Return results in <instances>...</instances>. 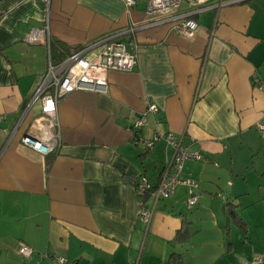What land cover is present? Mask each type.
Listing matches in <instances>:
<instances>
[{
  "label": "crops",
  "instance_id": "obj_1",
  "mask_svg": "<svg viewBox=\"0 0 264 264\" xmlns=\"http://www.w3.org/2000/svg\"><path fill=\"white\" fill-rule=\"evenodd\" d=\"M146 1L127 9L123 0H51L46 10L38 0H0V264H57L56 256L72 264H133L138 257L137 264H200L195 216L210 212L216 218L208 221L218 224L217 198L224 215L226 202L250 192L264 203V0L195 13L191 36L153 23ZM220 1L229 0L206 4ZM44 23L50 40L71 54L109 36L139 46L132 70L108 72L106 93L74 90L58 101L60 146L48 154L21 143L41 115L40 99H32L48 63H60L50 48L25 39ZM152 104L158 111L146 114L135 136L134 119ZM166 133L202 154L181 174L195 181L198 207L189 216L179 186L155 202L144 236L135 184L142 175L156 184L172 153L163 137L149 152L144 141ZM146 203L152 207V198ZM223 226L217 238L200 235L220 248L212 264H247L240 251H264L252 238L248 246L239 234L231 239L230 225ZM21 242L30 257L18 252Z\"/></svg>",
  "mask_w": 264,
  "mask_h": 264
},
{
  "label": "built area",
  "instance_id": "obj_2",
  "mask_svg": "<svg viewBox=\"0 0 264 264\" xmlns=\"http://www.w3.org/2000/svg\"><path fill=\"white\" fill-rule=\"evenodd\" d=\"M41 1L47 10L51 0ZM210 0H147L146 13L151 16L155 24L170 23L171 28L182 35L191 36L197 28V23L191 19L195 13L206 9H218L220 6L228 3L239 2L240 0L220 1L216 4H206ZM127 9L135 6L136 0H123ZM183 3L191 6L189 11H181ZM194 6V8H192ZM197 6V7H196ZM26 41L30 43H40L46 46L48 52L50 48V33L48 23L40 27H33L25 35ZM138 44L136 41L129 45L114 37H106L94 44L78 50L58 64L48 63L47 73L44 79L38 84L33 96V100L40 99L41 115L40 118L46 120V123H39V117L33 120L30 129L21 137V143L29 148L36 150L41 154H48L58 150L60 146V132L57 117V103L67 94L74 90H89L97 93H106L108 90L107 74L110 70L130 71L137 63ZM254 83L259 84V80L254 77ZM158 108L152 104L147 111L139 114L133 121L132 126L141 128L146 123V114L156 113ZM3 116H0V119ZM261 136L264 137V124H258ZM163 137L166 144L171 147V159L156 190L155 199L152 207H147L139 201V220L144 224V233L152 219L154 205L160 195H165L168 189L176 184L182 183L187 186H194L191 179H180L182 163L186 159H201L202 154L198 150L190 149L182 144V137L173 133H166L164 136L156 135L152 139L144 141V147L152 149L153 144ZM140 141V140H139ZM134 140L135 143H139ZM174 163L175 172L169 174L171 165ZM168 176V177H167ZM147 187L146 180L142 179L136 188V194H142ZM195 197L186 199L189 205L195 202ZM32 248L24 242L20 243L18 252L23 257H30ZM139 257L133 262L138 263ZM57 264L68 263L62 257H53Z\"/></svg>",
  "mask_w": 264,
  "mask_h": 264
},
{
  "label": "rangeland",
  "instance_id": "obj_3",
  "mask_svg": "<svg viewBox=\"0 0 264 264\" xmlns=\"http://www.w3.org/2000/svg\"><path fill=\"white\" fill-rule=\"evenodd\" d=\"M36 106V105H35ZM33 106V108L35 107ZM254 191V190H253ZM264 192V190H261L260 193ZM220 195V194H219ZM262 195H264V193H262ZM221 196V195H220ZM257 195H255V192H250L249 194H244L241 195L239 197V200L235 198L232 200L233 202L238 203L240 202L241 205H239V208H237L238 210L236 211L237 213L240 214V216L242 215V217H244V220H246V224H247V229H248V234L244 235V233L241 230H237L234 225L230 224V236L231 239L236 236L237 234L240 235L242 241L244 243H246V246H248L251 238L252 243L253 244H259V243H264V235H259L264 233V203H258V202H253L252 198L256 197ZM264 200V199H262ZM215 206H217V219H218V224L212 223L208 220H213V222L215 221V216H212V213L210 212H206L207 216L202 215V220H198V217L195 216L196 212L194 211L196 209V207L198 206H194L191 209L186 208V212L189 214V216H195L193 219L194 222V227H199L200 225H202L201 229H202V235H196L194 237V246H195V251L198 250L197 256H198V260H200V264H212V258L213 257H218V255L220 256L221 252H218L220 248H218V244L215 241H199V239H201L200 235L202 236H206V238L212 237V238H217L218 235L216 234V229L219 228L220 225H224L223 222L226 218V214H222L221 213V206L222 203L220 201L219 198L216 199L215 203L213 204ZM186 206V205H185ZM234 208V207H233ZM201 216V214H200ZM202 221V222H201ZM213 225V227H212ZM215 225V226H214ZM258 235V238H256L255 236ZM239 243H236V245H238ZM194 249V247H193ZM203 252L206 254H203ZM252 252L250 251V248H246L244 252L240 251L239 257L241 259H244V261H246L247 264H251L252 263ZM230 260L234 261V257H229ZM229 258H224V260H226L228 263H230L231 261L229 260ZM193 259V258H192ZM216 259V258H215ZM219 263H221V260L218 261Z\"/></svg>",
  "mask_w": 264,
  "mask_h": 264
},
{
  "label": "trees",
  "instance_id": "obj_4",
  "mask_svg": "<svg viewBox=\"0 0 264 264\" xmlns=\"http://www.w3.org/2000/svg\"><path fill=\"white\" fill-rule=\"evenodd\" d=\"M73 51V49L71 48V47H68V46H66V45H63V44H60V43H58V42H53L52 40H50V55H51V58H53V60L55 61V62H61V61H63L64 59H66V57L68 56V55H70L71 54V52ZM132 128L134 129V133H135V136H137V133L141 130V128H135V127H133L132 126ZM157 135V134H156ZM155 135V136H156ZM152 139V138H151ZM160 139V138H159ZM134 140H138L139 141V139H138V137L137 138H135ZM136 144H138V143H136ZM154 145V144H153ZM185 146V145H184ZM153 148V147H152ZM145 149V152H149L150 150H152V149H149V148H144ZM170 159H171V156L168 158V160L164 163V166H163V168L161 169V171H160V173H159V177H158V181H157V183L156 184H151L148 180H147V178L144 176V175H142V176H140V178H139V180L136 182V184H135V193H136V188H137V186L140 184V181L142 180V179H145L146 180V184H147V187H146V189H145V191L142 193V194H140V195H137L136 194V196L138 197V199H139V201H141V202H143L147 207H149L148 205H147V203H146V201H147V199H148V197H150V198H152V202L154 203V199H155V194H156V190H157V188L159 187V185H160V183H161V180H162V178H163V176H164V174H165V171H166V169H167V166H168V164H169V161H170ZM201 159H202V157H201ZM188 160H200V159H186L185 161H183V163H182V167H181V171L179 172V178L180 179H186V178H189V179H191L192 181H193V183H194V186L192 185V186H187L186 184H182V183H178V184H176L173 188H170V189H168V191L166 192V194L165 195H160L158 198H157V200H156V202L157 201H160V200H162V199H165V198H167V197H170L171 195H173L174 194V192L176 191V189L179 187V186H185V188H186V190H187V193H188V196H187V198L188 197H195V202L193 203V204H191V205H189L188 203H187V201L185 202V205H186V208H188V209H191L192 207H194L196 204H197V201H198V197H197V187H195V181L193 180V178H191V177H182L181 176V174H182V172H183V169H184V164H185V162L186 161H188ZM173 172H175V165H174V163L171 165V168H170V170H169V174L168 175H170V173H173ZM168 177V176H167ZM221 195V196H220ZM219 196L223 199V201L225 202V200H226V196H224L223 194H220ZM186 198V199H187ZM152 204V203H151ZM224 207H225V214H226V224L223 226V227H226V228H228L229 227V225L231 224V223H233V224H235L244 234H246L247 233V224H246V222L238 215V213L236 212V210H235V208H237L238 207V205H235V204H232V203H230V202H226V204L224 205ZM234 207V208H233ZM150 208V207H149ZM182 223L183 224H185L183 227H182V229L183 228H186V226H187V222H186V220L185 219H182ZM178 233H179V231H178ZM147 234V233H146ZM146 234H143L144 236L146 235ZM177 264H183L182 262H181V260H180V262L178 263L177 262ZM251 264H264V251H261V252H256V253H253V255H252V263Z\"/></svg>",
  "mask_w": 264,
  "mask_h": 264
},
{
  "label": "water",
  "instance_id": "obj_5",
  "mask_svg": "<svg viewBox=\"0 0 264 264\" xmlns=\"http://www.w3.org/2000/svg\"><path fill=\"white\" fill-rule=\"evenodd\" d=\"M241 1H244V0H240L239 2H241Z\"/></svg>",
  "mask_w": 264,
  "mask_h": 264
}]
</instances>
